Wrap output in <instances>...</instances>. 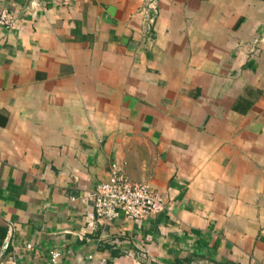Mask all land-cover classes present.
Listing matches in <instances>:
<instances>
[{"label":"crops","instance_id":"0c3cea01","mask_svg":"<svg viewBox=\"0 0 264 264\" xmlns=\"http://www.w3.org/2000/svg\"><path fill=\"white\" fill-rule=\"evenodd\" d=\"M2 12L0 264H264V0ZM112 164L168 209L96 220Z\"/></svg>","mask_w":264,"mask_h":264},{"label":"built area","instance_id":"2783aa9c","mask_svg":"<svg viewBox=\"0 0 264 264\" xmlns=\"http://www.w3.org/2000/svg\"><path fill=\"white\" fill-rule=\"evenodd\" d=\"M78 0H59L63 5ZM146 9L155 10V0H145ZM12 18L8 13L0 14V25L7 26ZM93 217L111 222L120 217L140 221L168 209L161 195L144 183L131 182L117 164L110 166L109 177L101 182L91 194ZM5 264H19L12 257ZM46 264H63L58 253H52Z\"/></svg>","mask_w":264,"mask_h":264},{"label":"trees","instance_id":"16d2710c","mask_svg":"<svg viewBox=\"0 0 264 264\" xmlns=\"http://www.w3.org/2000/svg\"><path fill=\"white\" fill-rule=\"evenodd\" d=\"M196 258L205 260V255L202 253H198L197 255L194 256H188L182 260H175L174 264H190L192 261H194ZM211 263L213 264H234L232 262H220V261H216V260H210Z\"/></svg>","mask_w":264,"mask_h":264},{"label":"water","instance_id":"95a60500","mask_svg":"<svg viewBox=\"0 0 264 264\" xmlns=\"http://www.w3.org/2000/svg\"><path fill=\"white\" fill-rule=\"evenodd\" d=\"M9 241L6 239L0 248V258L6 253L8 249Z\"/></svg>","mask_w":264,"mask_h":264}]
</instances>
